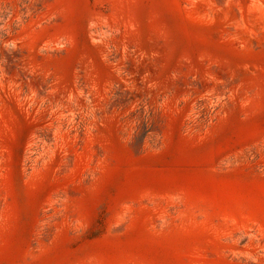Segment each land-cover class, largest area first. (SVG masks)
<instances>
[{
    "label": "rangeland",
    "instance_id": "rangeland-1",
    "mask_svg": "<svg viewBox=\"0 0 264 264\" xmlns=\"http://www.w3.org/2000/svg\"><path fill=\"white\" fill-rule=\"evenodd\" d=\"M0 264H264V0H0Z\"/></svg>",
    "mask_w": 264,
    "mask_h": 264
}]
</instances>
